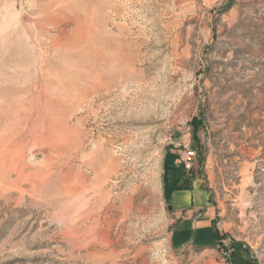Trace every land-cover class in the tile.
Returning <instances> with one entry per match:
<instances>
[{
    "label": "rangeland",
    "instance_id": "obj_1",
    "mask_svg": "<svg viewBox=\"0 0 264 264\" xmlns=\"http://www.w3.org/2000/svg\"><path fill=\"white\" fill-rule=\"evenodd\" d=\"M186 148L199 242L163 195ZM225 241L264 264V0H0V264H222Z\"/></svg>",
    "mask_w": 264,
    "mask_h": 264
},
{
    "label": "crops",
    "instance_id": "obj_2",
    "mask_svg": "<svg viewBox=\"0 0 264 264\" xmlns=\"http://www.w3.org/2000/svg\"><path fill=\"white\" fill-rule=\"evenodd\" d=\"M163 195L169 208L181 219V226L190 227L181 229L182 236L191 234L192 240L199 242L214 235L211 194L203 184L202 174L176 166L170 154L164 161Z\"/></svg>",
    "mask_w": 264,
    "mask_h": 264
},
{
    "label": "built area",
    "instance_id": "obj_3",
    "mask_svg": "<svg viewBox=\"0 0 264 264\" xmlns=\"http://www.w3.org/2000/svg\"><path fill=\"white\" fill-rule=\"evenodd\" d=\"M195 159L196 153L186 148L181 154L180 162L187 170H190L193 166ZM221 251L223 259L222 264H230V259L232 255L231 244L228 241H225L223 247H221Z\"/></svg>",
    "mask_w": 264,
    "mask_h": 264
},
{
    "label": "bare ground",
    "instance_id": "obj_4",
    "mask_svg": "<svg viewBox=\"0 0 264 264\" xmlns=\"http://www.w3.org/2000/svg\"><path fill=\"white\" fill-rule=\"evenodd\" d=\"M121 61V60H120Z\"/></svg>",
    "mask_w": 264,
    "mask_h": 264
}]
</instances>
